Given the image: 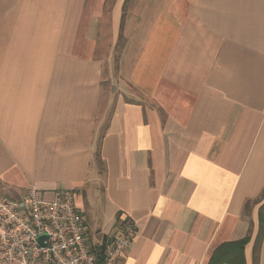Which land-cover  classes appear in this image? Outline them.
<instances>
[{
	"label": "crops",
	"instance_id": "0c3cea01",
	"mask_svg": "<svg viewBox=\"0 0 264 264\" xmlns=\"http://www.w3.org/2000/svg\"><path fill=\"white\" fill-rule=\"evenodd\" d=\"M31 188L96 252L135 224L118 264H264V0H0V196Z\"/></svg>",
	"mask_w": 264,
	"mask_h": 264
},
{
	"label": "built area",
	"instance_id": "2783aa9c",
	"mask_svg": "<svg viewBox=\"0 0 264 264\" xmlns=\"http://www.w3.org/2000/svg\"><path fill=\"white\" fill-rule=\"evenodd\" d=\"M122 224L96 252L74 191L56 190L51 200L35 188L22 201L0 196V264H118L137 235L135 224Z\"/></svg>",
	"mask_w": 264,
	"mask_h": 264
},
{
	"label": "trees",
	"instance_id": "16d2710c",
	"mask_svg": "<svg viewBox=\"0 0 264 264\" xmlns=\"http://www.w3.org/2000/svg\"><path fill=\"white\" fill-rule=\"evenodd\" d=\"M260 232L257 245L264 237V204L260 209ZM250 242V237L243 240L220 246L212 255L209 264H246L245 247Z\"/></svg>",
	"mask_w": 264,
	"mask_h": 264
},
{
	"label": "rangeland",
	"instance_id": "374dc122",
	"mask_svg": "<svg viewBox=\"0 0 264 264\" xmlns=\"http://www.w3.org/2000/svg\"><path fill=\"white\" fill-rule=\"evenodd\" d=\"M114 69H116V68H114ZM89 238H90V237H89ZM90 240H91V238H90ZM90 243H93V244H95V243H94L92 240L90 241ZM97 244H99V243H97ZM97 244H96V245H97Z\"/></svg>",
	"mask_w": 264,
	"mask_h": 264
}]
</instances>
